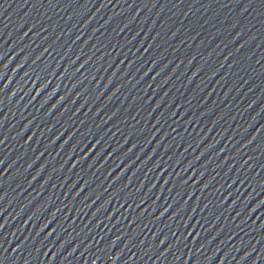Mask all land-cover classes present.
Returning <instances> with one entry per match:
<instances>
[{"label": "water", "instance_id": "1", "mask_svg": "<svg viewBox=\"0 0 264 264\" xmlns=\"http://www.w3.org/2000/svg\"><path fill=\"white\" fill-rule=\"evenodd\" d=\"M0 264H264V0H0Z\"/></svg>", "mask_w": 264, "mask_h": 264}]
</instances>
